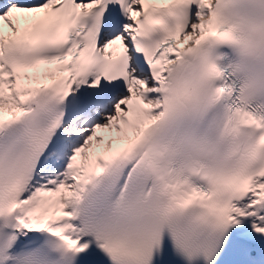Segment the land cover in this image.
Masks as SVG:
<instances>
[{"label": "bare ground", "instance_id": "6f19581e", "mask_svg": "<svg viewBox=\"0 0 264 264\" xmlns=\"http://www.w3.org/2000/svg\"><path fill=\"white\" fill-rule=\"evenodd\" d=\"M23 18L18 17L19 20ZM203 28L204 25L199 23L194 31H203ZM192 37V32L186 31L181 40L190 41ZM157 83V80H153L149 84ZM146 85L143 83V88ZM5 86L6 90L0 91V119L17 112L19 98L27 94L19 91L21 86H27L23 78L11 79ZM146 89L157 98L154 87ZM128 98V105L121 108L117 104L109 108L102 119L96 120L90 130L83 132L91 133L94 140L89 143L94 142L95 145L82 165L69 159L63 175L53 172L45 177L46 171H38L35 173L36 177L23 188L16 215L24 238L42 227L57 234L64 241L71 237L69 245H73L77 240L81 241L78 251L91 253L103 249V243L90 234L87 222L89 212L94 210L107 176L105 163L112 161L115 164L120 158H127L135 152L137 137L143 124L152 119L155 106H158L156 102L153 106L142 104V97L138 93L128 95ZM83 134L72 137V140L81 138ZM96 135L102 138L101 143H96ZM61 162L53 163L51 158H47L43 163L45 167H59ZM82 166L83 168L77 171V168ZM232 221L239 235L264 244V178L255 182L253 194L241 204H235Z\"/></svg>", "mask_w": 264, "mask_h": 264}, {"label": "rangeland", "instance_id": "374dc122", "mask_svg": "<svg viewBox=\"0 0 264 264\" xmlns=\"http://www.w3.org/2000/svg\"><path fill=\"white\" fill-rule=\"evenodd\" d=\"M86 135L87 136L82 137L81 139H79L76 142V145H78L79 147H84V150L79 155V160H80L81 164H83L84 160L87 157V154L91 152V150L93 149V145H95V143H89V141L94 140V137L91 135V133H88ZM96 143H98V142L96 141ZM68 156L71 159L73 157L77 156V151L75 150L74 146L70 149V152L68 153ZM78 170H80V168Z\"/></svg>", "mask_w": 264, "mask_h": 264}]
</instances>
